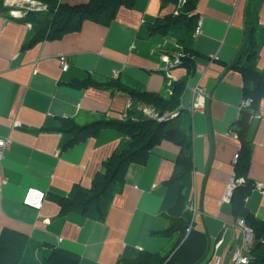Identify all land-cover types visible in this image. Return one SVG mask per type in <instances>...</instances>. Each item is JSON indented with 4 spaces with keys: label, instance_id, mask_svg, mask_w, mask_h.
<instances>
[{
    "label": "crops",
    "instance_id": "1",
    "mask_svg": "<svg viewBox=\"0 0 264 264\" xmlns=\"http://www.w3.org/2000/svg\"><path fill=\"white\" fill-rule=\"evenodd\" d=\"M182 2L135 0L132 7L120 6L108 24L84 20L75 33L23 48L31 24L9 14L32 8L25 0H0L1 9L8 10L0 12V138L8 140L0 158V234L9 229L22 233L26 244L75 252L80 264H115L127 247L161 253L160 264H203L210 255L229 264L231 251L241 247L243 237L237 228L239 214L233 216L231 202L223 198L233 177V157L241 148L231 130L244 100L243 88L252 82H245L228 64L241 52L253 14L264 28V0H198L194 8L201 31L192 36L194 69L180 105L203 96L188 119L193 154L190 190H197L201 200L192 228L177 248L174 238L161 233L169 222L164 215V182L180 150L171 141L153 147L143 164H128L121 190L101 220L75 212L60 214L54 197L67 196L76 186L90 187L100 164L125 139L117 129L104 127L66 146L73 135L55 129L58 120L71 118L78 126L100 118L120 120L130 106L121 91L94 85L76 88L70 81L119 77L146 92L163 93L170 81L186 73L179 65L167 70L163 59L181 46L176 34H151L148 25L176 14ZM260 41L255 66L264 72L263 38ZM63 55L68 67L61 71L58 57ZM257 105L258 115L246 129L249 149L242 158L248 160L243 163L247 183L237 188L248 190L243 214L262 222L264 97ZM29 188L43 192L39 209L23 203Z\"/></svg>",
    "mask_w": 264,
    "mask_h": 264
},
{
    "label": "trees",
    "instance_id": "2",
    "mask_svg": "<svg viewBox=\"0 0 264 264\" xmlns=\"http://www.w3.org/2000/svg\"><path fill=\"white\" fill-rule=\"evenodd\" d=\"M33 1V0H31ZM46 4V10L25 11L18 21L31 24L28 38L23 42V48L34 45L42 40L61 38L64 34L79 31L84 20H92L102 26L111 22L116 10L120 6L132 7L135 0H85L78 3L58 2L57 0H36ZM180 0H161L163 4H178ZM198 0H184L176 14L159 17L157 21L148 25L151 34H169L175 37L181 46L182 56L177 65L184 67L186 73L174 82L170 81L163 93L146 92L135 82H124L118 78H110L105 81L97 78L86 80H73L70 85L78 87L98 86L103 89L121 91L130 101L123 119L100 118L93 122L77 125L71 118H60L55 129L64 133L69 132L66 146L80 142L88 135H93L101 128L113 127L125 139L115 148L108 159L104 160L101 168L92 178L90 187L80 188L76 186L69 191L67 196H56L60 214L69 212L80 213L87 217L101 220L105 217L107 206L113 196L121 190L124 175L129 163L143 164L149 157L152 148L162 140L173 142L180 149L173 161L174 167L169 179L164 182L165 205L164 215L168 219V225L161 233L175 239L178 243L184 235V228L189 224L191 215L188 202L191 198L193 154L192 140L189 135L190 123L188 119L191 113L182 104L183 91L188 83V77L194 69L193 39L194 24L197 22V14L194 11ZM6 14L8 10L1 9ZM256 13L253 14L244 33L243 47L229 68L240 71L245 82H252L251 86L245 84L243 88L244 100L240 108L239 116L233 123L232 132L236 133L241 144L238 158L235 159L233 174L236 178L245 177V159L243 153L248 150L246 141V129L253 116L258 115V101L264 97V72L255 66L260 39L264 40V28L257 22ZM149 109L150 114L145 112ZM152 112L159 115L164 112L175 116L157 121L151 115ZM43 129H50L43 126ZM66 148V147H65ZM242 159V160H241ZM244 163V164H243ZM243 177V178H244ZM247 181L238 183L233 187V193L229 202L233 206L232 215L245 221L248 228L254 234L253 244L249 249L248 263L264 264V221H260L251 215L243 214V199H246L248 190L237 188ZM249 187V185H248ZM164 256L159 252L150 253L145 249L127 247L116 260L115 264H160ZM80 256L75 252L51 246L26 244L22 233L3 229L0 234V264H80Z\"/></svg>",
    "mask_w": 264,
    "mask_h": 264
},
{
    "label": "built area",
    "instance_id": "3",
    "mask_svg": "<svg viewBox=\"0 0 264 264\" xmlns=\"http://www.w3.org/2000/svg\"><path fill=\"white\" fill-rule=\"evenodd\" d=\"M28 4V5H27ZM28 8H32L33 10H42L45 7L44 4L36 1V0H29L26 1V4ZM27 8V9H28ZM25 9V7H24ZM23 10L19 9V10H10V15L11 16H16V17H20L24 12H22ZM200 19L196 22V26H195V31L194 33L196 35L199 34L200 32ZM180 54L176 53V52H172V55H170L169 57H164L163 59L165 60V67L167 68V70L173 69L178 63H180ZM58 61H59V66L61 67V71L66 70V68L68 67V60L66 56H59L58 57ZM118 73L117 70H114V74ZM197 88V87H196ZM197 91L200 92V89L197 88ZM203 101V96H198L191 104H188V106H185V108L187 109L188 112L193 113L195 110H197V106L199 104H201ZM145 109V108H144ZM146 114L149 113L150 114V110L149 109H145ZM176 114V113H175ZM175 114L173 113H169V112H164L163 114L159 115L158 113L152 112L151 115L154 116V118H157V121H162L163 119H168L171 118L172 116L174 117ZM8 140L4 139V138H0V158L2 157V152H4L6 146H7V142ZM237 158L234 157L233 160ZM239 182L238 180L235 179L234 175L231 178L228 186L226 187V189H228V197H230V195L232 194L231 192L233 191V187L235 185H237ZM24 199H23V203L27 206L29 205L30 207L33 208H40V206L42 205V201H43V192L42 191H38L35 188H29L27 190V192L24 194ZM199 197V196H198ZM195 197L188 202V209L190 210V222L188 224V228L185 229V231H189L190 228H192V222L194 220V217L196 214L199 213V199L197 200V202L194 203L195 201ZM238 224V228L240 230H242L243 232V240H242V247L244 250H236V252L233 253L232 257L234 259V264H246L248 263V260L250 259L249 257V249L252 246V242L254 240V234L252 232V230L250 228L247 227L245 221L243 219H238L237 221ZM231 258V257H230ZM232 259V258H231ZM203 264H222L221 259L219 257H213L212 255H210L207 259V261H205Z\"/></svg>",
    "mask_w": 264,
    "mask_h": 264
},
{
    "label": "rangeland",
    "instance_id": "4",
    "mask_svg": "<svg viewBox=\"0 0 264 264\" xmlns=\"http://www.w3.org/2000/svg\"><path fill=\"white\" fill-rule=\"evenodd\" d=\"M25 1H29V0H25ZM82 2H84V1H82ZM194 25L196 26V23H195ZM195 26H194V31H195ZM200 31H201V28H200ZM199 33H200V32H199ZM193 34H194L193 36H196L195 33H193ZM198 35H199V34H198ZM182 50H183V49H181V47H179V48H177V49H174L173 51L176 52V53H179V54L182 56ZM181 56H180V57H181ZM1 156H2V155H1ZM234 157H237V158H238V152L235 153ZM234 157H233V158H234ZM235 159H236V158H235ZM235 159H234V161H235ZM233 175H234V174H233ZM234 177H235V175H234ZM235 179L238 180L239 183H241V179H242V177H238V178L235 177ZM243 181H244V179H243ZM243 181H242V182H243ZM229 182H230V181H229ZM228 184H229V183H228ZM190 189H191V187H190ZM231 193H233V191H232ZM190 194H191V196H192V194H194L193 197H192V199H193L194 197H195V199H196V200L194 201V203L197 202L198 199L201 200L200 194H199V192H198L197 190H191V191H190ZM198 196H199V197H198ZM230 196H231V195H230ZM227 197H228V189L225 191V195H224L223 198H224V199H227V201H229V198H230V197H229V198H227ZM189 200H191V198H190ZM199 200H198V201H199ZM240 219H241V218H240ZM237 221H238V220H237ZM186 228H188V225H187ZM186 228H184V231H183V232H184V235L181 237L180 241H179L178 243H174V248H175V247L177 248L178 245H179V243H180L182 240H184V239L187 237V235L189 234V231H188V232L185 231ZM237 228H238V224H237ZM238 229H239V228H238ZM239 230H240V229H239ZM241 232H242V230H241ZM242 236H243V232H242ZM242 240H243V237H242ZM242 240H241V242H242ZM238 249H240V250H244L243 247H242V243H241V247H240V248H236V249H234V250L231 251V254L229 255V258L231 257L232 259L230 258V260H229V264H234V259H233L232 255H233V253L236 252V250H238ZM224 254H225V252H224ZM213 257H219V256L213 255ZM222 257H223V255H222ZM219 258L221 259V262H222V261H223V258H221V257H219Z\"/></svg>",
    "mask_w": 264,
    "mask_h": 264
},
{
    "label": "flooded vegetation",
    "instance_id": "5",
    "mask_svg": "<svg viewBox=\"0 0 264 264\" xmlns=\"http://www.w3.org/2000/svg\"><path fill=\"white\" fill-rule=\"evenodd\" d=\"M47 9V7L46 8H44V9H42V10H46Z\"/></svg>",
    "mask_w": 264,
    "mask_h": 264
},
{
    "label": "water",
    "instance_id": "6",
    "mask_svg": "<svg viewBox=\"0 0 264 264\" xmlns=\"http://www.w3.org/2000/svg\"><path fill=\"white\" fill-rule=\"evenodd\" d=\"M34 11H37V10H34Z\"/></svg>",
    "mask_w": 264,
    "mask_h": 264
}]
</instances>
